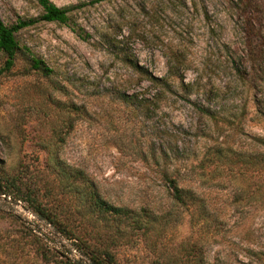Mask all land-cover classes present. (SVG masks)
<instances>
[{
	"label": "rangeland",
	"instance_id": "374dc122",
	"mask_svg": "<svg viewBox=\"0 0 264 264\" xmlns=\"http://www.w3.org/2000/svg\"><path fill=\"white\" fill-rule=\"evenodd\" d=\"M51 1L66 22L0 0L4 24L26 23L8 70L0 53V178L73 238L0 195V264H39L30 232L60 257L86 260L82 242L116 264H264V0ZM164 174L193 200L171 202ZM84 177L162 218L134 229L90 202Z\"/></svg>",
	"mask_w": 264,
	"mask_h": 264
},
{
	"label": "trees",
	"instance_id": "16d2710c",
	"mask_svg": "<svg viewBox=\"0 0 264 264\" xmlns=\"http://www.w3.org/2000/svg\"><path fill=\"white\" fill-rule=\"evenodd\" d=\"M37 5L41 9L40 19L48 22H66L67 20V9L55 5L51 0H35ZM24 21L18 22L14 25H6L0 19V53L3 54L4 58L2 61L1 69L8 70L13 65L14 56L19 50V46L15 39L14 33L21 26L25 25ZM30 66L32 69L39 70L42 73H48L50 70L41 62L38 58H30ZM132 69L137 73H143L141 67L136 63H131ZM148 79L158 81L159 79L154 76H148ZM134 94H122L120 97L123 102L130 103ZM138 101V100H136ZM137 105L139 103L136 102ZM225 157V155H222ZM164 181L166 182L167 195L170 201H175L180 204H185L186 200H193V192L191 189L179 186L177 181L166 174ZM88 187L90 196V202L95 204L96 207L108 213L115 214L117 216H123L128 219L133 225L134 229H145V224L149 220L155 221L157 218H162L163 212L155 213L152 209H147L144 206H140L137 209L129 208L127 206H119L108 203L106 200L101 198L94 185L84 177ZM0 195L11 198L14 201L21 200L27 204L30 212L35 215L39 220H42L46 224H49L56 232L64 236L67 239L73 238L71 236V230L66 228L63 221L54 213L40 203L37 198L33 197L32 193L28 189H23L16 184L14 178H0ZM187 204V203H186ZM29 238V246L31 247L32 257H37L39 264H116L113 255L106 248H97L95 246L85 245L81 242L79 247L87 254L86 260L81 257L70 258L66 255L57 256L47 246L40 244L36 234L30 232L27 235ZM76 241H78L75 238ZM160 264V263H153Z\"/></svg>",
	"mask_w": 264,
	"mask_h": 264
}]
</instances>
